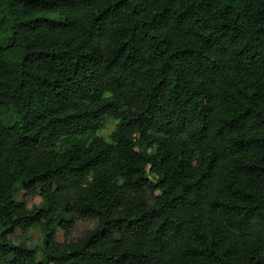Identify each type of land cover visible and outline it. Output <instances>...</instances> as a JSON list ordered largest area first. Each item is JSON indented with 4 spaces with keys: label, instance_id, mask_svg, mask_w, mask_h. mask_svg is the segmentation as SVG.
<instances>
[{
    "label": "trees",
    "instance_id": "obj_1",
    "mask_svg": "<svg viewBox=\"0 0 264 264\" xmlns=\"http://www.w3.org/2000/svg\"><path fill=\"white\" fill-rule=\"evenodd\" d=\"M0 264H264V0H0Z\"/></svg>",
    "mask_w": 264,
    "mask_h": 264
},
{
    "label": "rangeland",
    "instance_id": "obj_2",
    "mask_svg": "<svg viewBox=\"0 0 264 264\" xmlns=\"http://www.w3.org/2000/svg\"><path fill=\"white\" fill-rule=\"evenodd\" d=\"M116 127V122L113 120H108L105 122L104 126L101 130H99L95 135L100 136L104 139L105 142L110 143L111 141V134L113 133L114 129ZM92 135L86 134L82 137L76 138L77 141L88 143L91 139ZM147 154L153 155V150H147ZM148 179L150 181L154 180L155 177L151 174H148ZM15 202H24L26 207L28 209L32 207H38V208H45V205L41 202V200L37 197L35 198H27L24 196L23 191L19 190L17 192V195L14 199ZM73 221V231L71 234V239L76 240L79 238L85 231L92 230L95 226V221L93 220H86V219H79L71 215H66L64 213L58 214L57 218L53 221L52 228L55 232V241L61 242L63 239V234L60 230L56 229V225L59 221ZM45 234H42L37 226L33 227L28 231L27 234L22 235L19 231H16L13 236L11 237V240L17 244L20 241H26L30 249H34L36 253V259L37 261L42 260L41 255V248L45 242Z\"/></svg>",
    "mask_w": 264,
    "mask_h": 264
}]
</instances>
